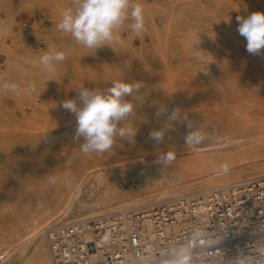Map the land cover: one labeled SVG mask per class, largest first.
I'll use <instances>...</instances> for the list:
<instances>
[{
    "label": "rangeland",
    "instance_id": "374dc122",
    "mask_svg": "<svg viewBox=\"0 0 264 264\" xmlns=\"http://www.w3.org/2000/svg\"><path fill=\"white\" fill-rule=\"evenodd\" d=\"M72 2L0 0V84L16 83L20 89L0 91V262L16 264L17 259L11 260L15 254L28 252L25 228L31 210L62 215L76 201L90 199L85 187L96 166L124 170L125 185L144 183L147 175L163 183L198 182L189 168L185 176L178 174L187 163L212 158L182 138L177 141L178 128L231 126L248 150L213 158L221 164L264 158V141L255 138H264V128L258 131L264 127V50L249 54L237 31V17L264 12V0H137L144 9V31L133 33L129 20L109 46L94 52L56 28ZM50 45L65 51L67 59L46 75L38 61ZM121 79L144 85L139 90L143 102L127 97L134 114L118 124L135 134L131 139L117 136L104 153L85 154V141L76 136V117L62 103L78 99L83 88L103 91ZM29 81L35 91L27 94ZM176 109L179 117L170 121ZM239 120L242 130L229 123ZM151 131L163 132L159 144L150 139Z\"/></svg>",
    "mask_w": 264,
    "mask_h": 264
},
{
    "label": "built area",
    "instance_id": "2783aa9c",
    "mask_svg": "<svg viewBox=\"0 0 264 264\" xmlns=\"http://www.w3.org/2000/svg\"><path fill=\"white\" fill-rule=\"evenodd\" d=\"M52 264H264V175L51 225Z\"/></svg>",
    "mask_w": 264,
    "mask_h": 264
},
{
    "label": "clouds",
    "instance_id": "9594fccd",
    "mask_svg": "<svg viewBox=\"0 0 264 264\" xmlns=\"http://www.w3.org/2000/svg\"><path fill=\"white\" fill-rule=\"evenodd\" d=\"M131 20L129 28L137 35L145 29L144 9L137 0H73L72 5L65 8L56 24L59 32L70 35L77 45L93 52L103 46H109L116 34ZM238 33L246 40V51L249 54H260L264 50V12H253L246 17H237ZM67 59L65 51L50 45L48 50L39 57V65L44 74H52L57 66ZM141 81L125 82L124 79L113 81L106 90L83 88L78 99H68L62 107L76 117V136L82 137L84 143L81 151L85 154L104 153L110 150L117 136L131 139L134 131L130 127H118L122 121L134 114L135 105L126 99L134 96L136 104H141L144 97L139 90ZM16 83L3 82L0 91L5 93L18 92ZM24 91L27 94L35 91V83L29 81ZM164 108L160 109L163 112ZM180 109H176L169 117L176 121ZM191 127V125H189ZM162 131H151L150 139L159 144L163 140ZM201 137L189 135V143L199 142ZM173 158L168 154V159ZM224 172L229 170L228 164L221 165ZM173 264H187L185 253L177 254ZM235 264H246L237 260Z\"/></svg>",
    "mask_w": 264,
    "mask_h": 264
},
{
    "label": "bare ground",
    "instance_id": "6f19581e",
    "mask_svg": "<svg viewBox=\"0 0 264 264\" xmlns=\"http://www.w3.org/2000/svg\"><path fill=\"white\" fill-rule=\"evenodd\" d=\"M206 75L208 76L210 74L207 73ZM229 123L232 125V127L233 126L236 127L237 128L236 130H242L240 120L237 122L230 121ZM230 127L231 126L210 129L209 127H204L203 125H200V128L197 127L192 128L191 126L184 129H180V128H178V130L176 129L177 132L175 133V139L177 141L179 140V138H182L185 145L191 146L196 151H198L201 148L203 149V152L205 154L209 155L212 158L211 160H207L206 159L207 157L205 158L202 157V160H200V162L198 161L199 163L194 165L195 167L193 165L188 166V163L185 164V166L183 165L185 169L183 168L179 172L178 176L180 177L185 176L186 173L184 171L187 170L188 172L189 171L188 168H189L193 171L191 172V174L189 173L190 174L189 176H192L195 181L197 180L198 182L196 183H192L193 181L191 182V180L189 181L176 180V181L163 183L161 181L160 182L155 181L152 175H147L145 177L144 183H141L140 181H132V183H130L129 185H125L124 182H122L126 178V174L124 170L112 169V168L108 169L106 168V166L97 167L95 165L96 163L94 162V165L96 166L95 168V166H93V164L90 163L89 164L90 169L91 167L92 169L93 167L95 168L94 179L92 178L93 180L90 181L91 183L88 180L90 184H88L85 187V189L86 188L88 189L90 199L86 201H82V200L76 201L75 205L77 206L70 210L68 209V211L65 214L62 213V215L59 214L57 215L52 211L41 212L39 210V211L31 212L33 211L31 210L30 211L31 214H28L26 217L28 218V220L25 228L26 236L29 237V240L31 242L28 252L21 257L19 256L16 257L15 254L13 259L11 260L17 259L16 264H52L50 261L46 238H45V230L47 227L51 225L73 223L76 221H80L82 219L99 216L109 212H115L123 209L137 208L144 205H148L156 201L170 199L184 194L215 188L223 185H229L243 179L264 175V158H262V160L259 159V161L257 160V162L255 161L253 163L252 162L242 163L240 161V162H236V164L234 165L228 164L229 170L227 172H224V170L221 167L222 164L218 162V160L215 161L213 159L216 157L217 158L231 157L234 153L236 154L237 150L240 148L243 149L244 151L248 150L247 149L248 147L244 146L246 143H244L241 140L243 138H239L237 134H235L236 131L231 129ZM263 128L264 127L260 126V129H258V131L262 133ZM244 131L249 132V130H244ZM192 134H196L201 137L198 143L195 141L189 143L187 141V137ZM246 137L245 139L247 140L251 139L249 138L251 136L249 137L246 136ZM255 138L257 140L258 138H260L258 140V142L260 141V143L264 141V138L262 137L258 136ZM255 138L253 137V139ZM262 144L264 145V142ZM172 147L174 149L173 144L171 148ZM260 156H264V155H260ZM78 170L79 169H77L76 171ZM82 190L84 191V189ZM69 207L71 208V206ZM23 221L25 220L23 219ZM46 223L49 226H47ZM30 251H31L30 254L31 260H28L29 258L28 253ZM8 263L9 261L0 262V264H8Z\"/></svg>",
    "mask_w": 264,
    "mask_h": 264
}]
</instances>
